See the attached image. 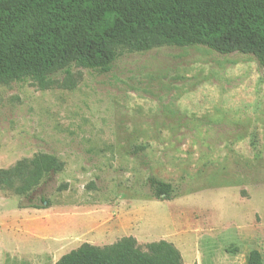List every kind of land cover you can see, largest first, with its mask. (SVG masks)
I'll use <instances>...</instances> for the list:
<instances>
[{
    "label": "rangeland",
    "instance_id": "1",
    "mask_svg": "<svg viewBox=\"0 0 264 264\" xmlns=\"http://www.w3.org/2000/svg\"><path fill=\"white\" fill-rule=\"evenodd\" d=\"M63 170L0 189V264H55L83 243L166 241L183 264H264V68L201 46L119 50L101 73L0 84V170ZM172 184L170 200L148 179ZM36 210L29 205L47 206Z\"/></svg>",
    "mask_w": 264,
    "mask_h": 264
},
{
    "label": "trees",
    "instance_id": "2",
    "mask_svg": "<svg viewBox=\"0 0 264 264\" xmlns=\"http://www.w3.org/2000/svg\"><path fill=\"white\" fill-rule=\"evenodd\" d=\"M201 46L220 55L252 56L264 68V0H0V84H39L71 65L106 73L119 50ZM47 154L0 170V189L28 195L46 176L63 170ZM157 199L170 200V183L150 177ZM47 206L29 205L30 209ZM55 264H183L166 241L142 250L132 237L98 247L88 243ZM247 264H262L249 253Z\"/></svg>",
    "mask_w": 264,
    "mask_h": 264
}]
</instances>
